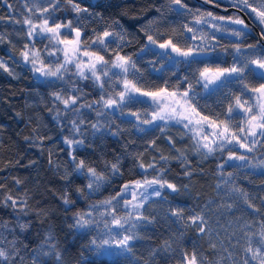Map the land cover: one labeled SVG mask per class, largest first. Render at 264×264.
<instances>
[{
	"label": "snow or ice",
	"instance_id": "snow-or-ice-1",
	"mask_svg": "<svg viewBox=\"0 0 264 264\" xmlns=\"http://www.w3.org/2000/svg\"><path fill=\"white\" fill-rule=\"evenodd\" d=\"M125 2L23 0L22 12L8 3L16 43L0 31L10 53L19 45L18 55L0 58V72L27 75L52 125L35 118L24 142L41 155L46 142H56L66 157L61 169L49 151L48 164L64 184L60 231L86 241L73 259L94 264L89 257L125 256V264H145L133 248L145 239L141 232L155 233L163 222L168 235L150 250V261L264 264V197L238 184L241 176H264V0H227L230 15L201 10L224 0H159L151 19L132 17L135 34L121 23L127 13L115 11ZM112 138L119 148L100 151ZM173 160L180 172L170 177ZM209 161L216 196L190 207L189 198L200 194L182 181L205 176ZM17 165L23 167L19 160L5 167ZM12 184L19 192L23 181L13 177ZM29 199L0 182V207L16 221L12 228L0 221V264H70L51 226L36 247L18 241L31 227L30 213L48 215ZM237 212L251 219L220 223Z\"/></svg>",
	"mask_w": 264,
	"mask_h": 264
},
{
	"label": "trees",
	"instance_id": "trees-1",
	"mask_svg": "<svg viewBox=\"0 0 264 264\" xmlns=\"http://www.w3.org/2000/svg\"><path fill=\"white\" fill-rule=\"evenodd\" d=\"M118 2V0H114ZM196 2V0H193ZM11 3L16 6L19 5V0H0V31L9 33V39L13 43H16V36L13 35L14 29L19 31L18 26L7 22V17L9 11L7 9V4ZM159 3V0H126L122 7L116 9L117 13L126 12L127 16L121 20L126 28H129L135 34V30L131 28V25L136 24V21L132 19L134 16L141 17V23L145 22V19H151L156 15L154 7ZM220 8L229 9L227 2L224 1ZM202 11H212L216 15H230L234 10L229 13H222L218 10L210 8L205 5ZM100 11V9H96ZM15 12V11H14ZM118 18V17H117ZM18 19V18H15ZM139 27V25H137ZM249 42H255L250 38ZM17 45L16 50H12L10 53L11 45L4 44L0 45V58L8 60L9 54L18 55ZM20 74V70H16ZM22 75V78L17 80L9 77L7 74L0 72V182L6 185L8 190H11L13 195H23L25 192L30 196L29 206L33 210H44L48 213L47 216L36 217L30 213L29 218L32 220V224L29 230L24 234L17 237L18 241L24 244H29L31 247H36L40 240L38 239V234L46 232L48 227L51 226L54 233L57 236V240L61 244V247L68 248L70 264H76L75 257L80 250L82 244L86 241L78 240L76 236L67 234L66 231H60L62 226V218L64 215L63 209L61 207L59 197L62 195V188L64 187L63 182L60 180V175L62 173H57L53 167L48 164L49 151L53 154V160L55 163L59 164L61 169L66 168V157L59 153V144L56 142L45 144L43 155L40 154L39 150L36 148H29V146L24 142V137L31 134V130L36 126L37 117L41 118V125H46L48 128H52L49 123V117L46 115V109L44 108L43 102H39L33 99L34 90L29 88V79L27 75ZM255 82V81H253ZM19 113V116L17 115ZM175 131V129H173ZM47 135L56 136L55 131H49ZM114 139L106 140L104 142L105 147L100 149V151L111 152L113 148H119V145L114 143ZM150 139V138H149ZM138 143H141L138 141ZM186 145H178V147H185ZM161 149L166 155L169 154V150L165 145H160ZM107 159H111V156H107ZM192 161V168L194 171L198 172L197 158L194 156L189 157ZM19 160L20 165L14 168L5 167L7 164H15ZM37 161L35 166H29V161ZM214 167L213 162H205L203 164L205 176L193 175L190 180L184 179L182 182L189 185L192 192L199 193V200L195 197L189 198V206L201 205L216 196V193L212 187L214 181L211 178L210 170ZM246 171V170H241ZM180 172L178 163L173 160L171 163L170 177H175ZM16 177L23 181V186L17 191L15 185L12 184V178ZM264 182V176L262 175H250L241 176L238 181L239 186L247 191L251 196L264 197V189L259 186ZM79 186V181H77L73 187ZM257 203L258 201H253ZM243 216L244 219H251L247 214L237 212L235 216H228L221 219L220 223L227 227V221H235L236 217ZM215 219V217L213 218ZM0 221L7 222L10 228L15 227L16 221L12 214L10 208L0 207ZM25 222H27L25 220ZM214 228L215 224L212 225ZM66 228V225H63ZM167 225L159 223L155 226V233L151 228L145 232H141V236L145 239L137 242L133 248V252L137 258H140L145 262V264H176L174 259H162L157 256L154 260L150 261L151 249L156 246L157 243L163 240V238L168 235ZM234 229H229L233 231ZM18 232L19 230L16 229ZM172 231H175L173 227ZM7 235V233H5ZM79 234H77L78 236ZM186 235H192L189 231ZM151 237L152 243L147 241V237ZM159 236V239L157 237ZM221 237L223 238V231H221ZM8 239H13L12 236H8ZM177 245H173L176 247ZM179 247L185 248L187 245L180 244ZM207 249V245H204ZM89 259L94 261V264H115L119 261L120 264H125V261L129 259L125 256H120L114 260L107 259L105 257H89Z\"/></svg>",
	"mask_w": 264,
	"mask_h": 264
},
{
	"label": "rangeland",
	"instance_id": "rangeland-1",
	"mask_svg": "<svg viewBox=\"0 0 264 264\" xmlns=\"http://www.w3.org/2000/svg\"><path fill=\"white\" fill-rule=\"evenodd\" d=\"M225 2H227V0H224ZM22 3H23V0H19V5L18 6H16V5H14L13 4V6H14V11L16 10V9H19L21 12L23 11V8H22ZM14 18H21L19 15H15V17ZM105 258H107V259H110V260H114V259H116V258H119V257H114V256H107V257H105Z\"/></svg>",
	"mask_w": 264,
	"mask_h": 264
},
{
	"label": "water",
	"instance_id": "water-1",
	"mask_svg": "<svg viewBox=\"0 0 264 264\" xmlns=\"http://www.w3.org/2000/svg\"><path fill=\"white\" fill-rule=\"evenodd\" d=\"M207 6H209L210 8H213V9H215V10H218V11H220V12H222V13H229L231 10H233V9H231V8H229L228 10H227V12L226 11H224V9H222V8H217V7H215L214 5H207Z\"/></svg>",
	"mask_w": 264,
	"mask_h": 264
}]
</instances>
